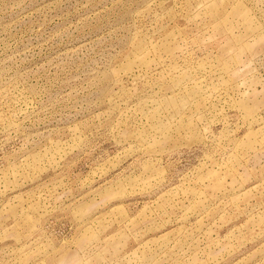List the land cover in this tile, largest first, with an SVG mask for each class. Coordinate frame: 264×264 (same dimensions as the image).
<instances>
[{"label":"rangeland","instance_id":"1","mask_svg":"<svg viewBox=\"0 0 264 264\" xmlns=\"http://www.w3.org/2000/svg\"><path fill=\"white\" fill-rule=\"evenodd\" d=\"M0 264H264V0H0Z\"/></svg>","mask_w":264,"mask_h":264}]
</instances>
